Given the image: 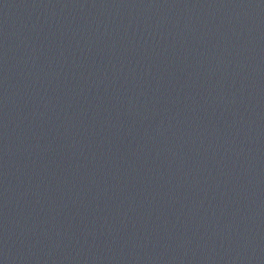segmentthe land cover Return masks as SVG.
Here are the masks:
<instances>
[{"label":"water","instance_id":"water-1","mask_svg":"<svg viewBox=\"0 0 264 264\" xmlns=\"http://www.w3.org/2000/svg\"><path fill=\"white\" fill-rule=\"evenodd\" d=\"M0 264H264V0H0Z\"/></svg>","mask_w":264,"mask_h":264}]
</instances>
